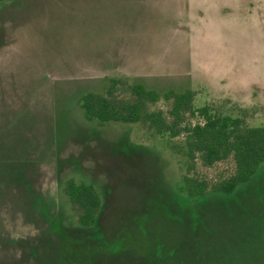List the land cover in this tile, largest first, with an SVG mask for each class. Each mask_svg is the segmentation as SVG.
I'll return each mask as SVG.
<instances>
[{
    "label": "rangeland",
    "instance_id": "374dc122",
    "mask_svg": "<svg viewBox=\"0 0 264 264\" xmlns=\"http://www.w3.org/2000/svg\"><path fill=\"white\" fill-rule=\"evenodd\" d=\"M114 80L191 90L196 108L264 127V0L0 6V264H264V163L232 194L187 196L165 137L84 118L77 100ZM68 179L98 190L94 226L78 225Z\"/></svg>",
    "mask_w": 264,
    "mask_h": 264
},
{
    "label": "trees",
    "instance_id": "16d2710c",
    "mask_svg": "<svg viewBox=\"0 0 264 264\" xmlns=\"http://www.w3.org/2000/svg\"><path fill=\"white\" fill-rule=\"evenodd\" d=\"M12 1L0 0V6ZM124 84L114 80L104 94L81 96L77 104L84 118L98 126L139 124L154 135L165 137L173 151L185 157L179 190L187 196L232 194L264 163V127H249L243 118L223 114L209 103L196 108L191 90L162 92L132 82L122 91ZM161 101L169 107L152 108ZM220 164H227L228 168L209 175ZM61 191L78 225L94 226L102 206L98 190L68 179Z\"/></svg>",
    "mask_w": 264,
    "mask_h": 264
}]
</instances>
